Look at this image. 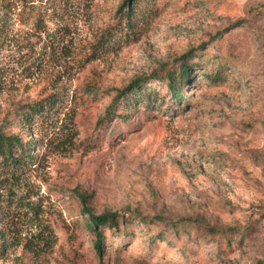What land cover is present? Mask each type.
<instances>
[{
	"label": "rangeland",
	"instance_id": "obj_1",
	"mask_svg": "<svg viewBox=\"0 0 264 264\" xmlns=\"http://www.w3.org/2000/svg\"><path fill=\"white\" fill-rule=\"evenodd\" d=\"M123 1L0 0V123L55 103L10 126L41 161L0 167V264H264V0ZM217 46L220 65L190 67L184 97L154 83ZM138 79L133 117L101 122ZM105 213L133 233L100 260L86 224ZM188 219L191 238L171 224ZM205 224L233 230L225 252Z\"/></svg>",
	"mask_w": 264,
	"mask_h": 264
},
{
	"label": "trees",
	"instance_id": "obj_2",
	"mask_svg": "<svg viewBox=\"0 0 264 264\" xmlns=\"http://www.w3.org/2000/svg\"><path fill=\"white\" fill-rule=\"evenodd\" d=\"M129 1L134 2V0ZM125 2L126 0L123 1V3ZM133 12V9H129L125 15L126 25L131 29V32H133V27L135 24L132 22ZM218 49L219 48L217 46V51L214 53L209 51L204 52L201 54V56H204L202 59L193 61L192 63L189 62V59L181 58L183 60L179 66L169 69L163 75H157L154 83H159L161 86L165 87L167 90L166 93H170V97L174 100L184 97L183 95L186 91L184 85L188 82V69L202 62H204V65L211 67L220 65V55L218 54ZM195 57H197V54H195V56L192 58L194 59ZM210 73V71H207L205 75L210 77ZM132 84L133 86L118 90L111 106L108 107L105 116L100 120L101 122L108 121L109 118L113 117H119L121 121L126 122L129 118L133 117L135 111L139 110L138 102L142 101V94L139 95L137 93L138 91L144 89L148 83L142 85L138 79L133 81ZM132 87H134V89ZM151 91L153 90L150 89L142 92L148 96L145 98L147 101H149V99L151 100ZM54 105L55 103L53 102L51 96L44 97L33 103H23L20 104L18 108H16L17 110L14 114L11 116L8 114V116L1 121L0 167L5 169H18L24 166L37 164L41 161L39 155L34 154L33 152L35 150V144L33 140L23 141L18 134H15L12 132V130H10V126L17 120L19 121L20 125H29L31 122L34 123L39 118L45 117L47 115L46 113L52 110ZM63 137L64 136L62 135L60 138H57V136L54 138H57L56 142H61ZM2 197V194H0V199H2ZM0 202L2 201L0 200ZM126 219L127 223L138 220L139 222L137 225L149 224L153 220H163L162 218H148L138 216H129L126 217ZM171 224L176 230H179L180 227L182 229L185 228V230L188 232L189 238H191V230H189V227H198V221L195 219H188L185 221L180 220L179 222H173ZM206 225L207 224L204 226V233L206 234H202V238L205 239L206 237L218 236L215 242L219 248V252H225V248L229 246V243L233 239H235L233 230L223 231L217 227H210ZM86 228L89 230L91 235L94 252L100 260L107 252V248L110 244L119 245L118 249H120L128 241L129 237L133 233L130 229H125L122 231V227H120V215L118 213H105L102 215L90 214V219L86 224ZM165 234V231H161L157 234V236L154 235L155 241L151 244L157 247V245L162 240L161 237L165 236ZM198 237L199 235L196 234L195 239L190 242H195L199 246L201 240L199 241ZM119 240H121L120 243H118ZM197 245L194 249H191L188 246L185 247L189 252L186 255V259H189L190 256L194 255L198 248ZM114 253L117 254L119 252ZM218 255H220V253H218Z\"/></svg>",
	"mask_w": 264,
	"mask_h": 264
}]
</instances>
